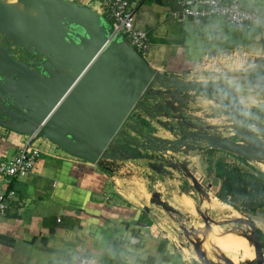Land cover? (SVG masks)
Returning <instances> with one entry per match:
<instances>
[{
    "label": "water",
    "instance_id": "water-1",
    "mask_svg": "<svg viewBox=\"0 0 264 264\" xmlns=\"http://www.w3.org/2000/svg\"><path fill=\"white\" fill-rule=\"evenodd\" d=\"M110 28L98 12L72 0H0V38L28 58L14 57L12 50L0 43V126L24 136L37 132L38 138L92 165L139 159L143 151L177 154L200 146L234 155L246 163L264 164V137L257 135L260 131L257 123L251 125V111L244 109L230 87L159 72L120 34L110 38ZM193 94L218 97L230 121L222 127L201 118L196 122L216 134L232 131L240 142L202 134L187 122L194 117L184 115L182 110ZM142 114L167 128L173 139L157 137L149 123H138ZM160 118L170 122H161ZM127 150L137 152L132 155ZM172 168L180 169L208 200V192L184 164H173ZM218 185L219 180L213 178L208 187L216 193ZM150 203L178 214L157 194ZM196 210L207 228L209 221L216 223ZM227 224L245 227L236 229L253 246L254 259L244 264H264V250L253 222L236 218L219 225ZM181 229L188 237L194 233ZM190 242L200 264H214ZM223 261L234 264L226 257Z\"/></svg>",
    "mask_w": 264,
    "mask_h": 264
},
{
    "label": "crops",
    "instance_id": "crops-1",
    "mask_svg": "<svg viewBox=\"0 0 264 264\" xmlns=\"http://www.w3.org/2000/svg\"><path fill=\"white\" fill-rule=\"evenodd\" d=\"M74 1L98 12L110 24L95 0ZM127 1L135 9V27L148 35L150 47L144 60L152 68L184 79L180 77L184 70L186 75L201 71L199 66L205 56L223 55L224 61H233L232 65L240 61V71L248 62L250 83L257 88L258 79L264 74V23L261 21L264 0H238L246 10L257 14L252 27L243 30L226 26L218 19L195 23L179 15L176 0ZM236 57L239 61L234 62ZM221 78L200 80L217 81L230 87L247 112L264 115V99L255 97L263 95L256 91L246 94L251 97L243 100L242 88L239 92ZM217 100L218 97L193 94L188 104L196 102L200 113L210 116L217 108L220 111ZM190 115L200 118L195 113ZM201 119L208 124L214 120L202 115ZM137 122L149 123L155 133L160 127L144 114ZM27 141L28 136L0 126V158L13 157ZM33 145L41 154L32 172L0 178V195L12 193L7 199L5 216L0 218V264H77L80 261L84 264H199L180 258L171 244L157 238L155 231H165V224L159 222L155 211L149 210V194L144 197L145 202L128 200L114 186L116 180L108 166L104 169L67 155L43 138H37ZM260 172L264 174V170ZM182 196L193 201L188 195L181 193ZM208 198L220 202L212 194ZM176 203L179 211L196 215L181 207V199ZM255 215L251 221L264 237V208ZM200 247L203 252L210 249Z\"/></svg>",
    "mask_w": 264,
    "mask_h": 264
},
{
    "label": "rangeland",
    "instance_id": "rangeland-1",
    "mask_svg": "<svg viewBox=\"0 0 264 264\" xmlns=\"http://www.w3.org/2000/svg\"><path fill=\"white\" fill-rule=\"evenodd\" d=\"M74 1V0H72ZM239 61L236 57L235 61ZM232 60L224 61L222 60L219 64L218 70H211L209 67H201V71L193 72V74L186 75L185 70L183 71L180 77L186 80H200L204 78H216L222 77L221 80L228 81L232 87L237 89L242 88L243 96L241 98L247 99L251 96V93L258 92L263 96H255L257 98L264 99L263 90L252 87V79H250L249 72V63L241 69H238L237 65H240V61L232 65ZM244 65V63H243ZM212 68V67H211ZM237 68V69H236ZM246 68V69H245ZM189 71V70H188ZM186 70V72H188ZM215 71V72H214ZM261 75V74H260ZM263 79V74L261 78L258 79V83ZM203 81V80H200ZM238 84L239 89L235 86ZM245 94V95H244ZM195 95V94H194ZM201 95V94H197ZM203 98V96H198ZM254 97V96H253ZM199 104V103H198ZM245 104L247 102L245 101ZM217 111L213 112L210 116L214 120L209 121V124L214 126L222 125L224 122L229 123V119L225 115V111L219 108ZM184 115H190V113H195L201 118V115L205 118L210 117L206 116L203 113L201 114L200 108L196 102H191L183 108ZM219 111V112H218ZM191 117V116H189ZM223 117V118H222ZM159 126V125H158ZM163 128V126H160ZM159 127V128H160ZM157 129L155 136L166 139H173L169 134L168 129ZM177 131V128L174 127ZM165 130V131H163ZM231 131L224 132L223 136L225 138H232ZM233 134V133H232ZM142 158L139 159H122L117 161H103L106 166L109 167L111 174L116 180L114 186L120 190L125 198L131 201H144V197L149 194V198L157 194L160 196V199L168 203L174 210L178 211L179 214L169 213L164 211L161 207H158L154 204L147 202L149 210L155 211L159 216V222L165 224V231H155L157 238L164 242H168L175 249V253L180 258H185L190 260L192 263L199 262L197 255L194 251V247L190 240L193 243L197 244L199 247L202 244V236L206 231L214 230L215 226H219L225 232L240 233L236 227L243 228L240 224H227L219 225L224 223L226 220H233L236 218H243L247 220H252L255 218V214H250L249 212H240L235 210L232 206L226 207V205L221 202H216L218 207L208 208L203 205L206 202V199L201 196L192 186L191 180L186 178L180 169H173V164L180 165L184 164L187 170L196 178V180L204 187L205 191L208 192V196L215 198V194L208 187L211 184L213 178H215L214 165L217 161H221L224 164H228L231 167H238L245 172H256L264 170V164L261 163H243L237 159L236 156L219 151L207 149L203 146H200L197 150L189 152H181L177 154H172L170 152H141ZM220 184V181H219ZM219 189V185H218ZM188 195L192 198L193 202L197 209L203 213V215L208 219L216 223L209 221L210 227L207 228L204 224L202 216L197 212L196 215L191 216L186 213L179 211V206L176 203L180 199V194ZM150 198V200H151ZM126 199V200H127ZM219 204V205H218ZM181 227H185L187 231L193 230L194 233L188 236H185L182 232ZM196 235V236H195ZM198 236H201L200 238ZM264 246V240H263ZM201 250V247H200ZM264 250V247H263ZM264 252V251H263ZM206 258L209 262L214 264H225L223 258L226 257L234 261L235 264H244L242 261L241 253L236 249H230L226 252H221L215 247H210L208 252H204ZM196 264V263H195Z\"/></svg>",
    "mask_w": 264,
    "mask_h": 264
},
{
    "label": "built area",
    "instance_id": "built-area-1",
    "mask_svg": "<svg viewBox=\"0 0 264 264\" xmlns=\"http://www.w3.org/2000/svg\"><path fill=\"white\" fill-rule=\"evenodd\" d=\"M95 1L99 5L100 12L110 20V38L120 34L124 41L144 58L150 47V42L147 33L135 27V9L132 4L127 0ZM176 1L180 7L179 15L198 24L210 19H218L226 26L243 30L250 29L257 18L255 11L246 10L238 0ZM261 21L264 23V20ZM232 55L235 54L232 52ZM225 58L223 55L212 58L205 56L200 66L209 67L211 70L216 71ZM37 138V132L29 135L26 145L16 155L9 159L0 158V178H14L32 172L41 154L40 150L33 145ZM8 195L5 197L0 195V218L5 216L8 208L7 199L11 198L12 193ZM77 264L84 263L80 261Z\"/></svg>",
    "mask_w": 264,
    "mask_h": 264
},
{
    "label": "trees",
    "instance_id": "trees-1",
    "mask_svg": "<svg viewBox=\"0 0 264 264\" xmlns=\"http://www.w3.org/2000/svg\"><path fill=\"white\" fill-rule=\"evenodd\" d=\"M237 159L246 163L241 158ZM100 166L106 169L104 163ZM215 178L220 181L215 197L221 203L232 206L240 212L255 214L264 208V174L260 171L245 172L238 167H231L221 161L214 165ZM258 239L263 242L264 237L256 230Z\"/></svg>",
    "mask_w": 264,
    "mask_h": 264
},
{
    "label": "bare ground",
    "instance_id": "bare-ground-1",
    "mask_svg": "<svg viewBox=\"0 0 264 264\" xmlns=\"http://www.w3.org/2000/svg\"><path fill=\"white\" fill-rule=\"evenodd\" d=\"M8 2H14L15 0H6ZM181 199V207L188 212L189 214H196V206L193 201L188 199L187 197H180ZM205 207L215 208L218 207L217 203L211 201L209 198L206 202L203 203ZM219 205V204H218ZM219 226H215L214 230H210L203 234L202 236V244L207 247H215L221 252H226L230 250L232 247L239 250V252L243 255L242 261H250L254 259V250L253 246L244 238L242 235L233 232H225L222 229H219ZM196 236V235H195ZM199 238L201 236H198ZM250 257V258H249ZM249 258V259H248ZM247 259V260H246Z\"/></svg>",
    "mask_w": 264,
    "mask_h": 264
},
{
    "label": "flooded vegetation",
    "instance_id": "flooded-vegetation-1",
    "mask_svg": "<svg viewBox=\"0 0 264 264\" xmlns=\"http://www.w3.org/2000/svg\"><path fill=\"white\" fill-rule=\"evenodd\" d=\"M0 43L2 44V45H6V46H8L11 50H12V53H13V55H14V57H16V58H19V59H21V60H24V61H26V60H28V58H26L25 56H24V54L21 52V51H19V50H17L16 48H14V47H12V46H10V45H7L8 43H7V41L5 40V39H3V38H0ZM259 89H264V74H263V79H262V81H260V84L258 83L257 85H256ZM263 92V94H264V90L262 91ZM189 99V98H188ZM191 99V98H190ZM251 113H252V120H253V122L251 123V125H255V123H257L256 125H255V127H256V129H258L260 132L259 133H257V135L258 136H261V135H263V137H264V115H262V114H259L258 112H256V111H251ZM196 118L197 117H195L194 116V118H188L187 119V122H192L191 124L193 125V128L196 130V131H198V132H200V133H202V134H209V135H215V136H221V137H223V138H225L224 136H223V134H224V131H221V133L220 134H216V133H214V131H205V125L204 124H201V123H198V122H196ZM255 122V123H254ZM189 129V127H187V130ZM229 131V130H228ZM226 132V131H225ZM232 132V131H231ZM231 136H232V138H230V140H232V141H234V142H240V140L239 139H237V138H234L233 137V135L231 134ZM227 139H229V138H227ZM190 142V141H189ZM203 143V142H202ZM204 144V143H203ZM121 151L122 152H125L123 149H121ZM127 152H131L130 154H132V155H134L137 151H134L133 153H132V150H127ZM123 154V153H122ZM260 242H261V245H262V247H264L263 246V242L260 240Z\"/></svg>",
    "mask_w": 264,
    "mask_h": 264
},
{
    "label": "clouds",
    "instance_id": "clouds-1",
    "mask_svg": "<svg viewBox=\"0 0 264 264\" xmlns=\"http://www.w3.org/2000/svg\"><path fill=\"white\" fill-rule=\"evenodd\" d=\"M237 67H239V65H237ZM235 86H236L238 89H239V87H240L238 84H236Z\"/></svg>",
    "mask_w": 264,
    "mask_h": 264
}]
</instances>
